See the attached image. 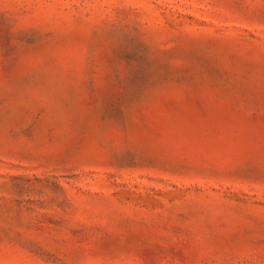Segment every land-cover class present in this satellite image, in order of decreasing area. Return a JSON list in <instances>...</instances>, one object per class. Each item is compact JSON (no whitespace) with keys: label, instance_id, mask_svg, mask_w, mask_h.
Instances as JSON below:
<instances>
[{"label":"rangeland","instance_id":"1","mask_svg":"<svg viewBox=\"0 0 264 264\" xmlns=\"http://www.w3.org/2000/svg\"><path fill=\"white\" fill-rule=\"evenodd\" d=\"M0 264H264V0H0Z\"/></svg>","mask_w":264,"mask_h":264}]
</instances>
